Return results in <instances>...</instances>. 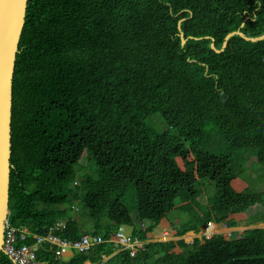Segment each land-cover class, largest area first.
Segmentation results:
<instances>
[{
    "label": "trees",
    "instance_id": "obj_1",
    "mask_svg": "<svg viewBox=\"0 0 264 264\" xmlns=\"http://www.w3.org/2000/svg\"><path fill=\"white\" fill-rule=\"evenodd\" d=\"M236 31L264 36V0H27L8 222L27 245L57 221L61 238L104 241L66 261L44 243L38 262L264 264L261 228L155 241L264 224V39L210 48ZM175 213L182 226L162 227ZM122 226L144 242L134 257L111 242Z\"/></svg>",
    "mask_w": 264,
    "mask_h": 264
},
{
    "label": "water",
    "instance_id": "obj_2",
    "mask_svg": "<svg viewBox=\"0 0 264 264\" xmlns=\"http://www.w3.org/2000/svg\"><path fill=\"white\" fill-rule=\"evenodd\" d=\"M26 5L27 0H0V255L3 254L2 238L4 222L9 215L8 191L9 160L11 154L12 77L18 43L24 24ZM232 36H239L247 42H258L264 39V36L247 38L242 33L236 31L224 38L219 51L214 49L213 44L210 45V48L216 53L222 52L227 45L228 39ZM184 43L182 40V44ZM205 228V225H202L200 230H204Z\"/></svg>",
    "mask_w": 264,
    "mask_h": 264
},
{
    "label": "built area",
    "instance_id": "obj_3",
    "mask_svg": "<svg viewBox=\"0 0 264 264\" xmlns=\"http://www.w3.org/2000/svg\"><path fill=\"white\" fill-rule=\"evenodd\" d=\"M65 228L63 221H57L47 231L45 236H32L34 243L25 244L27 237L31 234L26 228H13L8 222H4L2 252L8 257L11 264H46L36 260V253L39 247L47 243L54 247L55 259H62L67 251L76 254H84L94 246L102 244L104 241L98 236H82L78 241H69L61 238L58 234ZM211 228L209 224L205 230ZM113 247L118 251H127L130 257H134L138 252L143 251L144 242L134 238L127 232V227L122 226L116 232V237L111 241Z\"/></svg>",
    "mask_w": 264,
    "mask_h": 264
},
{
    "label": "rangeland",
    "instance_id": "obj_4",
    "mask_svg": "<svg viewBox=\"0 0 264 264\" xmlns=\"http://www.w3.org/2000/svg\"><path fill=\"white\" fill-rule=\"evenodd\" d=\"M250 157H248V156H246V158H245V160H244V162L245 163H247V165H250L251 163H254V161H255V159L254 158H250ZM83 164V161L81 162V164L80 165H82ZM80 172H82V173H84V172H86V170H79V169H77V173H80ZM234 172H235V174H237L238 173V169H236V167H234ZM248 173V175L251 177V178H254L255 177V173L254 172H251L249 169H248V171H247ZM75 182H77V181H75ZM258 187V189H264V188H262L261 186H257ZM212 193V191L211 190H207V194H211ZM177 213H175L174 215H173V217H172V219L169 221V222H164V224H163V226L162 227H165L166 229H169V227H171V225H173V227H177V228H180V226H182V222H184V221H186V219H187V216H185V215H176ZM167 224V225H166ZM218 224H220V223H218ZM262 226V228L261 229H264V224H261ZM167 226V227H166ZM169 226V227H168ZM212 226V225H211ZM244 225L242 224V227H243ZM256 226V227H255ZM255 226H250V227H243V228H237V230L236 231H234V230H231V231H228L229 233L228 234H230V233H232V232H242V231H245L246 229H250V228H258V226H260V224H258V225H255ZM220 227L222 228V229H225L224 227H223V225H220ZM163 231H166V234H168L169 233V231H167V230H163ZM217 231H218V233H217ZM164 233V232H163ZM203 234H204V236L206 237V238H209L210 236H212V235H214V234H222V233H220L219 232V230H216V232H215V229H213V226L211 227V228H209L207 231L205 230H203ZM166 236V235H165ZM184 238L186 239V241H190L189 239H188V236L187 235H185L184 236ZM167 239L168 238H166L165 237V239H164V241H167ZM188 244V243H187Z\"/></svg>",
    "mask_w": 264,
    "mask_h": 264
},
{
    "label": "crops",
    "instance_id": "obj_5",
    "mask_svg": "<svg viewBox=\"0 0 264 264\" xmlns=\"http://www.w3.org/2000/svg\"><path fill=\"white\" fill-rule=\"evenodd\" d=\"M212 226H213V229H215V232H216V230H219V232L220 233H222V234H228L229 232L228 231H231V230H234V231H236L237 230V228L236 229H222L221 227H220V224H214V223H212L211 224ZM211 226V227H212ZM262 225L260 224V226H258V228H262L261 227ZM256 227V226H255ZM239 228H243L242 226L241 227H239ZM164 229H159V230H156L155 229V235L157 236V237H160L159 239H156L155 241H157V242H164V243H166V242H171V241H178V240H182L185 244H191L192 243V241L194 240V239H198V240H201L202 239V237H205V236H202V234H203V230H200L199 229V232L197 233V234H194L193 232H188V233H186L185 235H187L188 236V239L190 240V241H186V239L184 238V236H182V237H180V238H170V237H168V234H166V231H163ZM204 231H205V229H204ZM127 232L128 233H131V229H130V227H127ZM164 232V233H163ZM217 233H218V231H217ZM200 234H201V236H200ZM166 235V236H165ZM214 235H216V234H214ZM165 237L166 238H168L167 239V241H164V239H165ZM75 253L74 252H72V251H67V252H65V254L63 255V260H69V259H71L72 257H73V255H74ZM107 260V259H106ZM106 260H104L103 261V263L104 262H106ZM86 264H89V263H86Z\"/></svg>",
    "mask_w": 264,
    "mask_h": 264
}]
</instances>
